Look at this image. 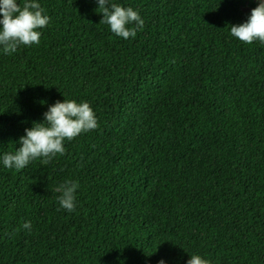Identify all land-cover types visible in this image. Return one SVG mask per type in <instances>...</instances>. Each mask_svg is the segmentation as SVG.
<instances>
[{
    "label": "trees",
    "instance_id": "16d2710c",
    "mask_svg": "<svg viewBox=\"0 0 264 264\" xmlns=\"http://www.w3.org/2000/svg\"><path fill=\"white\" fill-rule=\"evenodd\" d=\"M36 2L40 43L0 46V264H264V43L231 35L248 17L227 15L230 0H210L202 23L198 0H111L144 20L124 39L97 0ZM65 99L88 102L98 127L6 168Z\"/></svg>",
    "mask_w": 264,
    "mask_h": 264
},
{
    "label": "clouds",
    "instance_id": "9594fccd",
    "mask_svg": "<svg viewBox=\"0 0 264 264\" xmlns=\"http://www.w3.org/2000/svg\"><path fill=\"white\" fill-rule=\"evenodd\" d=\"M97 10L103 15L101 24L110 26V30L128 39L135 38L138 30H142L144 20L138 11L132 7H123L111 0H97ZM0 46L5 54L15 53L21 45L39 44L41 31L50 22V17L44 14V9L36 0H24L21 5L18 0H0ZM134 25V26H132ZM231 35L241 42L251 45L254 41L264 43V0H258V6L251 10L247 21L231 25ZM44 123H35L26 129V135L19 140L21 147L15 153L6 152L3 164L6 168L24 169L37 158L44 157L48 163L57 154L65 153L64 142L71 141L82 132H88L98 127L97 117L88 102L77 103L74 100L57 101L44 114ZM79 184L66 181L61 185L62 195L58 198L60 206L71 212L76 207V191ZM31 230V222L22 225ZM159 264H166L161 259ZM187 264H212L200 255H191Z\"/></svg>",
    "mask_w": 264,
    "mask_h": 264
},
{
    "label": "rangeland",
    "instance_id": "374dc122",
    "mask_svg": "<svg viewBox=\"0 0 264 264\" xmlns=\"http://www.w3.org/2000/svg\"><path fill=\"white\" fill-rule=\"evenodd\" d=\"M258 6V0H230V2L226 5V14L230 15L232 9H237L241 12L242 17H249L251 14V10ZM211 11V3L210 0H198V12L196 14L197 21L199 23L204 22L209 16ZM166 140V137H161L158 142L163 143ZM159 220L165 219V214L160 213L158 215ZM159 247L162 248H171L172 240L170 237L162 239L159 242Z\"/></svg>",
    "mask_w": 264,
    "mask_h": 264
}]
</instances>
